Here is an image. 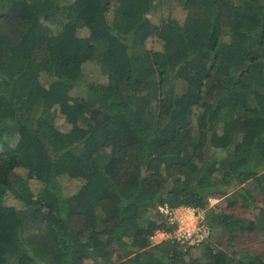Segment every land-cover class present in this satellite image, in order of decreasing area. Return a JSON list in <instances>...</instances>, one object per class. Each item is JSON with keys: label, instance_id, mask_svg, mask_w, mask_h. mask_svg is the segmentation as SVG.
I'll list each match as a JSON object with an SVG mask.
<instances>
[{"label": "trees", "instance_id": "16d2710c", "mask_svg": "<svg viewBox=\"0 0 264 264\" xmlns=\"http://www.w3.org/2000/svg\"><path fill=\"white\" fill-rule=\"evenodd\" d=\"M165 203L206 209L227 249L154 243ZM256 233L264 0H0V264H264Z\"/></svg>", "mask_w": 264, "mask_h": 264}, {"label": "rangeland", "instance_id": "374dc122", "mask_svg": "<svg viewBox=\"0 0 264 264\" xmlns=\"http://www.w3.org/2000/svg\"><path fill=\"white\" fill-rule=\"evenodd\" d=\"M165 10H166V13H167V11H169L168 7H165ZM176 11L177 12L174 13L175 16H178V17L181 18L182 14H181L180 10L176 9ZM162 15H163L162 11H158V12H155V13H152L151 15H149L151 23H154V24L158 23L161 20ZM117 40H118L119 44L122 46V48L123 47L125 48L124 43L121 40H119V39H117ZM118 42L115 39H113V44H112L113 45V51H116L117 49L120 48V45L118 44ZM150 44L151 45L154 44V45L157 46V42H155V41H150ZM78 91L83 92L84 89L82 87H80V88H78ZM59 126L60 127L58 129L57 134H56V136L58 138L56 145L60 144L61 140H59V139H61L63 134L70 133V125L62 123L61 119L59 120ZM80 135H81V133H77L76 137H79ZM71 136H74V135H71ZM222 145H225V141L223 139H222V142H221V146ZM34 147L41 153H44L46 151L45 146L42 143H40V142H36ZM208 160H209V158H208ZM216 164H217V162H214L213 165L215 166ZM57 165H58L59 169H63V166H62L61 163H59ZM46 166H49V162H46ZM216 167H217V165H216ZM61 180H62V182H63V184L65 186V189H67L68 191H73L74 188L76 187V183L77 182H75L74 180H71L67 176L61 177ZM127 183H129V179H127L125 183H124V180L121 181L120 185L124 186ZM210 204H211L212 207L215 206L218 212L223 210V211H225L228 214H234V215H237V216H240V217H244V218H253V215H254V213H252L250 210L244 209L240 205H237V206H235L233 208H228L227 207V201L224 198H212L211 201H210ZM11 212L13 213V209H11ZM16 227H17L16 223L12 224L10 229L7 232H5L2 236L4 238L10 236L11 232ZM157 232H159V231L155 232L154 239H153L154 243H158V242H161L162 240H164V238L161 237L160 235H158ZM215 235L216 236L213 239L210 240V238H209L207 240V242L210 241V243L212 245H215L214 247L216 249L217 248L227 249L225 246L227 245L228 238L225 235H223V233H221L220 231L217 234H215ZM240 238L241 239L238 240L240 247L247 248L251 252H253V251L262 252L263 251V249H264V243H263L264 238L260 237L257 233L253 234L252 236L243 235V236H240ZM218 241H221L222 244H218L217 245L216 243ZM202 250H203V246L201 248L197 249L196 253L201 255L202 252H203ZM114 252H113V254L105 253L106 254L105 256H101L103 259L99 258L98 261H104L106 259L107 262H109L110 264H117L116 255H118V253H117V249L116 248H114Z\"/></svg>", "mask_w": 264, "mask_h": 264}, {"label": "built area", "instance_id": "2783aa9c", "mask_svg": "<svg viewBox=\"0 0 264 264\" xmlns=\"http://www.w3.org/2000/svg\"><path fill=\"white\" fill-rule=\"evenodd\" d=\"M159 210L171 226L169 231L157 232L164 239L187 247H198L210 238L212 231L206 209L188 205L171 207L165 203L159 206Z\"/></svg>", "mask_w": 264, "mask_h": 264}]
</instances>
